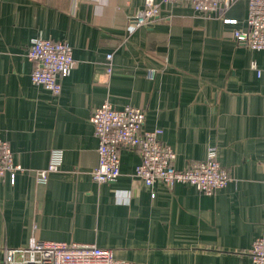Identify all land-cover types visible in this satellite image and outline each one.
<instances>
[{
    "label": "crops",
    "instance_id": "1",
    "mask_svg": "<svg viewBox=\"0 0 264 264\" xmlns=\"http://www.w3.org/2000/svg\"><path fill=\"white\" fill-rule=\"evenodd\" d=\"M143 8L144 0H0V135L23 168L0 181V264L5 249L31 240L95 244L128 264H254L264 237V50L233 35L248 31V0L226 12L234 24L179 1L130 33ZM36 39L72 48L76 66L60 77L58 96L31 80ZM106 101L143 108L144 128L164 131L180 171L215 148L232 182L213 195L189 184L148 188L134 176L138 152L124 149L119 180L98 184L90 118ZM54 150L60 168L38 183Z\"/></svg>",
    "mask_w": 264,
    "mask_h": 264
},
{
    "label": "built area",
    "instance_id": "2",
    "mask_svg": "<svg viewBox=\"0 0 264 264\" xmlns=\"http://www.w3.org/2000/svg\"><path fill=\"white\" fill-rule=\"evenodd\" d=\"M179 1L188 2L194 12L201 16L215 15L227 24L235 20L225 18L226 12L238 0H144V8L131 16L128 24L130 33L152 26L161 17V7ZM248 31H235L234 38L254 51L264 50V0H248ZM34 63L31 73L33 84L58 96L62 91L60 77H68L76 66L72 48L63 42L36 39L28 52ZM112 55L107 56L109 66L106 75L112 73ZM252 68L257 70V64ZM146 111L140 107L116 108L106 101L94 110L90 122L98 140V165L92 171V179L98 184H114L121 177L122 150L138 152L140 164L134 176L146 187L160 183L168 188L178 184L195 186L205 195L224 190L232 182L228 172L222 168L216 149L209 148L207 157L192 163L186 170L175 167L176 153L162 141L164 131L160 128L146 130ZM62 152L54 150L48 167L36 173L38 183L44 184L49 175L56 173L61 164ZM22 166L14 161V154L7 141L0 135V181L10 177L15 181ZM250 256L254 264H264V237L257 239ZM4 264H128L117 260L111 249L99 248L95 244L66 243L57 241L31 240L27 248L5 249Z\"/></svg>",
    "mask_w": 264,
    "mask_h": 264
}]
</instances>
